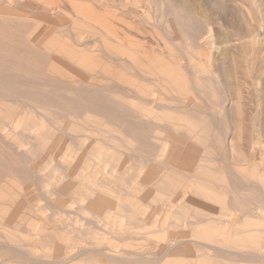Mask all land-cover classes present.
Segmentation results:
<instances>
[{
    "label": "bare ground",
    "instance_id": "1",
    "mask_svg": "<svg viewBox=\"0 0 264 264\" xmlns=\"http://www.w3.org/2000/svg\"><path fill=\"white\" fill-rule=\"evenodd\" d=\"M119 1L122 2L121 0H119ZM142 1L143 0H141V2ZM158 1L161 2V4L163 3V6H161V10H159L158 13H161V17H163V18H166V15H167L168 19H170V20L167 21V19H164V22L166 25H168V27L173 29L172 13H170V12L168 13V10L166 12L165 2H167V0H158ZM248 1L251 2L254 0H248ZM263 1L264 0H262V2ZM141 2H139L140 4L138 3L137 5L138 6L141 5ZM153 2H150V3L154 4ZM205 2H206V0H205ZM227 2H228V0H227ZM256 2H260V0H257ZM231 3L232 2H230L229 4H231ZM236 3H240V2L237 1ZM242 3L243 2H241V5H242ZM263 3H261V4L263 5ZM156 4H159V3H157V1H156ZM210 4H211V2H210ZM214 4H216V3H214ZM224 4H225V2H224ZM246 4L247 3H245V4L243 3V5L248 6V8H249L250 7L249 3H248V5H246ZM251 4H252V2H251ZM255 4H257V3H254V5ZM258 4H260V3H258ZM258 4H257V7L260 6ZM142 5H143V3H142ZM208 5H209V3H208ZM151 6H149V7L152 8L153 6L152 7ZM190 6H191L190 9H193L192 8L193 5H190ZM230 6H232V8H234L233 5H230ZM236 6L237 5H235V8H236ZM245 6H243V8ZM188 7H189V5H188ZM261 7L263 8L264 6H260V8ZM195 8H196V6H195ZM235 8L233 10L234 12H235ZM240 8L238 7V9H236V12H238ZM248 8H247V10H248ZM244 9H246V7ZM131 10H132V8H131ZM133 10H134V8H133ZM133 10L130 12L132 13ZM182 10L183 9H180L178 11L180 12ZM241 10H242V8H241ZM241 10H240V12H241ZM145 11H146V9H145ZM153 11H154V9H153ZM153 11H152V13H153ZM198 11L199 10L197 7L196 13ZM259 11H261V9H259ZM262 11H264V10H262ZM118 12L119 11H118V1L117 0H0V181H3V179L6 181V184L3 185V188H2V186L0 188V225L12 223V222H17V220H19V219H21V221H22L23 218L25 219L27 216L24 217L23 216L24 214L22 216H19V213H18L23 209L26 212L29 211L31 213V211H32L36 214V212H39L38 210L41 209L40 207L43 208V206H46L47 208H51L53 205H61L64 202L73 201V202L78 204V206L80 207L81 210H83L89 204V199H88L87 195L85 198H83V195L75 197V195H77L79 193L80 194L90 193V195H89L90 196V206L93 209L100 211L99 212L100 215L102 214L101 212H103L105 210H109V212L110 211L115 212V211L121 210L120 212H122V211L126 210L124 207L126 205H128L129 196L133 195L135 197V198L134 197L133 198L137 201V205H142V210H140L141 215L137 219L138 221L141 220L140 221L141 225L139 228L147 229L149 226H152V225L164 226L167 224V222L169 221L170 218H172L171 220H173L176 224H179V225L182 224V226H184L182 229L183 231L180 234L178 233V229H176L175 227H174L175 229L172 228L170 230L171 231L170 232L171 237H173L172 240L174 241V243L173 244L168 243L167 249L163 253L159 252V254L157 253V255H154L150 252L149 253H146V252L132 253V255L135 256V259L137 261H139L138 262L139 264H140V262L143 264H157L160 262L165 263V264H175V260L173 259L175 257V255H177V253H179L178 251L181 248H182L181 250L184 249L183 246H186L189 244H193V248H196L197 251H200L201 249L202 250L214 249L216 251V254H219V256L222 255V257L231 259L232 261L233 260H236V261L239 260V261H247L250 264H264V247H262L263 246L262 241L264 239V224H262V222H261V220H264V214L262 217H260L261 216L260 212H257L255 210H247V213H245L242 218H240L238 220L235 218L237 220V222L236 223L233 222L235 224L234 227L226 226L224 228L226 236L228 235V239L226 241V243L228 244L227 247L229 245H232L233 247L232 248L228 247L227 249H224L216 243L207 241V239H205V238H202V239L197 238V236L195 234H192V231H190V230H192V226L194 225V221L189 219V217L192 215V209H191V211H189L188 209L181 208L180 206H182L183 204H188L189 207L191 205H194L196 207L203 208L205 210H210V211L214 212L215 214L219 212L217 209L210 207V205L207 204L206 201L205 202L196 201L193 197L192 190H191L192 193L183 192V191L176 190V189L170 190L169 191L170 193L168 194V198L166 200L164 198L162 199L158 195L153 197V193L151 191L147 190L148 192H146V193L142 192V189L145 187V183L148 182V179L150 177H155V175L160 173L161 170L165 171V180L164 181H167L168 182L167 184H170L171 187H174V184H173L175 182L174 176L176 174H182V175L189 176L193 181V175H194L193 173H195L197 171V169L199 170V168H201L205 165V164H203L205 159H200V160H203V163L201 164V163H198V161L195 158L193 159V157H190V155H189V153L191 151V149H189L190 146L188 147L187 142H184L185 140H183V139H186V132H187L186 127H185V125L180 127L176 124L177 122H183L184 121L183 118L185 116V113H187V112L189 113V109H190L189 108L187 111L188 104H187V101L185 100L184 95L182 93L181 94L171 93V92H173L171 87L172 88L176 87V86H174L175 81H178V82L180 81L179 86H184L185 79L182 76H179L177 71L174 70L172 67V64H174V65L177 64V58H178V56L181 57V54H177V52H174V51H172V49H170L171 47H167L166 44L162 45V43H161L162 48H160L161 46H158V44H156L157 48L154 47L155 49L153 48L150 51H146L144 49H139L138 47L135 46L134 40L130 39V37L124 36V35L122 37L119 35L120 23H119L118 17L121 16V18H122L123 14L119 15ZM138 12H140V10ZM155 12L157 13V11H155ZM201 12L204 13V10ZM201 12H200V16L197 15L200 18H201ZM229 12L230 11H228V13ZM240 12H238L239 13L238 19L241 17ZM249 12H251V11H249ZM205 13H207V12H205ZM127 14H128V11H127ZM197 14H199V12ZM235 14H232V16H234ZM243 14L244 13L242 12V16H243ZM245 14H246V11H245ZM245 14H244V16H245ZM125 15H126V13H125ZM139 15L141 18V14H139ZM236 15H238V14H236ZM248 15H247V17L243 16V18H241L240 20H237L235 18L237 21L234 20V22L231 20L232 23L234 24V26H236V23L238 21L240 22L239 25L237 24V28L235 27L237 30H235L234 32H233L234 29H232L233 25H231L232 27L230 28V30L228 29L231 32V34L233 32L232 37L229 35L230 34L229 32H228L229 34H227L228 37L225 35L226 33L225 34L223 33V35L225 37L223 35H221L224 37L223 40L221 41L220 39L222 37H220L219 35L222 32L221 33L219 32L220 34L217 36V38L218 37H220V38L217 39L213 34L215 29L213 28L214 29L213 30V29L209 28V29H207V32H205L204 34L200 33V34H203V36H202L203 41L200 44L201 46H199V44H197V46H199L200 49H204V50H205V48H207L208 51L210 49L212 50L215 47L216 52H215V54H212L213 56L217 55L216 54L217 51L219 54L220 52H222V50L225 51L224 49L228 48L229 46L232 47V45L235 46L236 42H240L241 40H244V39L249 41L248 45L246 44L247 46H249V44H250V48H252V49L255 48L256 46L251 47L252 46L251 44L255 45L258 41H260L261 37L259 38L260 33L258 31L261 30L263 27L261 28V25H260L259 30L257 28L258 26L254 27L252 24L256 23L257 21L254 22V20H253V22H252L251 20H248L249 19ZM252 15L253 14L251 13L250 16H252ZM256 15H255V17H256ZM134 16H136V15H134ZM207 16L213 18L215 15L214 16L213 15L212 16H209V15L205 16L204 15V18ZM255 17H253V19ZM262 17H264V16H262ZM123 18H125V16ZM204 18L202 17L200 20H202V19L204 20ZM232 18H234V17H232ZM245 18H247V20L250 21V23L251 22L252 23L250 24L248 22L250 24V26L247 25L248 27L243 25L246 27V29H248V32H247L248 34H246L244 31V33H245V36H244L243 35L244 33H240V31L243 32V28H245V27L240 28L241 27L240 25L243 24L241 22L243 19L245 20L244 22H246ZM128 19H130V18L126 19L127 22H128ZM210 19H206V20H208V22H210ZM259 19H261V17H259ZM144 20L142 19V21H144ZM193 20H194V18L192 19V21ZM137 21H139V20H137ZM146 21H144V22L146 23ZM262 21L264 23V18L262 19ZM152 22H153V20H152ZM157 22H159V20H157ZM168 22H169V24H168ZM203 22H205V20ZM213 22L215 23V20H213ZM210 23H212V22H210ZM216 23L218 24V26L221 25V24L219 25L218 22H216ZM225 23L227 24L226 21H225ZM229 23H230V21H229ZM260 23H261V21H260ZM226 24H225V26H226ZM228 24L226 26L227 28H228ZM129 25L132 26V24H129ZM186 25H188V24H186ZM257 25H259L258 22H257ZM136 26H137V24H136ZM215 26L216 25H213V27H215ZM222 26H223V24H222ZM225 26L223 27V29L225 28ZM210 27H212L211 24H210ZM83 28H86L90 31L88 37H86V38H83L80 35H78V31L82 30ZM155 28H157V26ZM185 28L186 29H184V30H186L187 32H188L187 29L190 30V28H187V27H185ZM142 29H140V30H142ZM175 29H174V31H175ZM231 29H232V31H231ZM239 29H240V31H238ZM140 30H137V31H140ZM226 30L227 29L225 28L224 32ZM216 31L218 32L219 30H216ZM189 32L191 33V30ZM236 32H239V33H236ZM129 33H131V31ZM144 33H145V31H144ZM153 33H154V31H153ZM192 34L194 35L195 33H192ZM216 35H217V33H216ZM260 35L262 36V34H260ZM196 36H198V35H196ZM166 37H168V36H166ZM233 37L235 39H231ZM65 38H67V40H65ZM190 38H191V36H190ZM192 38H194V37H192ZM177 39H173L174 42H175V40L177 41ZM179 39H181V38H179ZM197 39H199V38H197ZM215 39H217V41ZM106 40L114 42L115 44H117L119 46L121 43L123 46H127L129 48V50H131L132 52L139 53L142 56L140 58H136L135 54L131 53V51L130 52H123L124 50H120V48L109 47L107 45ZM191 40H193V39H191ZM218 40H220V41H218ZM194 42H195V40H194ZM261 42L263 43V40L260 41V43ZM203 43H204V45L202 46ZM260 43H259L258 47L260 46ZM262 43H261V45H262ZM179 44H180V42L178 40V45ZM173 45L176 46L175 43ZM137 46H138V44H137ZM237 46L239 49V45H237ZM237 46L235 47V50L233 48V51L235 53L237 51H239V50H236ZM262 46L264 47V45H262ZM184 47H185V45H184ZM194 47L196 48V43H195ZM146 48H147V50L149 49L148 46ZM257 48L253 49L254 51H252V52L256 51L258 54H260L259 52H261L260 50L262 47H260L259 49H257ZM241 49H242L241 52L243 53V47H241ZM189 50H190V48H189ZM246 50L248 51L249 48ZM262 50H264V48H262ZM179 51H180V49H179ZM211 52L212 51H209L208 54H206L204 52L203 53L200 52L201 53L200 55H197L196 53H190V54L192 56H194L195 58L197 56L200 60L205 59V57L207 59H212L211 54H210ZM225 52H226L225 54H227V53L230 54L228 50ZM249 52L251 55L249 54ZM249 52H247L249 56H252V55L257 56L258 60L255 61L256 58H254L253 62L258 61V63L259 62L262 63L264 61V60L262 62L260 61L261 60L260 58L263 59L264 55L260 56V58H258V56H259L258 54H256V53L252 54L251 50ZM233 53L230 54V56H228V55L227 56L231 57L233 55ZM240 53H238V54L241 58L244 55H241L242 53L241 54ZM182 54L184 55L183 51H182ZM187 54L189 56L187 59V61H188L187 63L190 66L191 55L188 52H187ZM244 54H246V53H244ZM261 54H263V53H261ZM222 55H223V53L220 56H222ZM236 56H238V55H236ZM236 56L231 57V60H232V58H236ZM240 58L237 57V59H240ZM213 59H214V57H213ZM185 61H186V57H185ZM212 61L213 60L209 61V63ZM250 61H251V58L249 59V68L251 67ZM227 62L229 63L230 61L227 60ZM235 62H234V64H235ZM241 62L239 61L238 62L239 64L237 62L236 63L238 65H241L240 64ZM212 64H215L214 61L212 62ZM237 64H236V66L238 67ZM243 65L245 66V64H243ZM253 65H252V68H253ZM158 66L161 67L163 70V72L161 73L162 80L155 78L154 76H153V78H151V77L145 75L144 73H142V71H141V67H145L149 71L148 73L153 75L156 72V70H155L156 67H158ZM189 66H187V72H189L188 71ZM229 66L231 67V65H229ZM263 66H264L263 63H262V66L261 65L258 66V69H260V67H261L260 70L263 71L262 73H264ZM212 67H214V66L212 65ZM217 67H218V65H217ZM237 67H235V69H237ZM241 67L243 68V66H241ZM239 68H240V66H239ZM242 68H240V70ZM245 68L246 67H244L243 69H245ZM253 69H251V70H253ZM233 71H234V69H232V71L229 73H232ZM253 71H255V69ZM261 71L259 74H261ZM236 73H237V71L235 72V74L233 73L231 76L232 77L234 76V78H235ZM250 73H252V71ZM189 75H190V73H189ZM214 75H217V74H214ZM123 76L129 77L128 78L129 80L123 79L122 78ZM229 76H230V74H229ZM242 76H244V75H242ZM253 76L254 75H252V77H251V82L253 79L259 78V77L253 78ZM260 76H261V78H264V74H263V76H262V74ZM243 78H237L238 83L241 82L239 80L240 79L242 80ZM247 78L248 77H246V80H247ZM230 80H231V78H230ZM230 80H228V81L230 82ZM140 81H146V82L150 83L153 87L155 86L156 88H158L157 92H159L161 95L165 96L166 101L165 100L163 101L162 99H160L161 100L160 101L156 97L158 94H156V95L154 94L151 98L148 97V95L145 94L143 88H141L138 85ZM235 81H234V83H235ZM257 81H258L257 82V85H258L259 79H257ZM262 81L264 82V80H262ZM262 81H261V83L263 84ZM224 82H226V81H224ZM231 82H232V80H231ZM234 83L232 82L233 85H235ZM245 83H246V85L248 83L250 84V81L245 82ZM242 84H243V81H242ZM253 84H251V85L253 86V88H255ZM203 85H204V83L203 82L201 83L200 81L195 80L192 82V87H194L197 90H202ZM246 85L243 84L244 88H242V89H244V91H245ZM260 85H258V86H260ZM235 86H237V85H235ZM240 86L243 87L242 85H240ZM240 86L238 85V88ZM260 87H258V88H260ZM253 88H252V91L255 92L253 90ZM262 89L263 88H261V90ZM261 90H258L260 92L258 95H260L264 91V89H263V91H261ZM252 91H251V93L249 91L248 94L250 93V94H252V97H254ZM123 92H124V94H123ZM220 94H222V93H220ZM248 94L245 92V95H247V97L250 95V94L249 95ZM255 94L257 95V93H255ZM223 95H225V94H222V98H223ZM245 95H244V97H245ZM242 96H243V94H242ZM195 97H196V95H195ZM197 97H198V95H197ZM250 97H251V95H250ZM236 98H237V96H236ZM260 98L261 97H259V99ZM262 98H263V96H262ZM188 99H190V98H188ZM249 100H251L249 97L246 100L244 99L243 100L244 102H242V104L245 105V102L247 103ZM190 101L193 102L192 97H191ZM223 101L225 103V100H223ZM229 101L230 100H228V102ZM251 101H255V103L257 102L256 99L251 100ZM263 101H264V98H263ZM230 102H232V101H230ZM260 102H262V100ZM250 103H249V105H250ZM193 104L195 107L196 103H193ZM147 105L156 106V109H157V111L160 112V114L155 115V113H154V115H149V114L142 112V109H145L147 107ZM257 105H259L258 102H257ZM208 107H209V105H208ZM252 107H254V106H252ZM246 109H247V107L245 108V110ZM197 110H196V112H197ZM252 110L254 111L253 108H252ZM252 110L250 112H252ZM193 111H195V110L193 109ZM250 112H248L247 114L249 115ZM259 113H261V112H259ZM244 114L245 113H243V115ZM261 114H259V115L261 116ZM263 114H264V112H263ZM263 114H262V116H264ZM194 115H196V113H194ZM233 115H235V114H233ZM255 115H257V114H255ZM23 116H24V119L22 120L21 117H23ZM260 116H258L257 118H260ZM230 118H231V114H230ZM232 118L230 120H232ZM257 118H256V120H258ZM233 119H235V118H233ZM247 119L248 120L244 121V122L249 123L250 120H249V118H247ZM260 119H262V118H260ZM232 121L234 122L235 120H232ZM263 121H264V117H263ZM236 123H238V122H236ZM260 123H262V122H260ZM217 124H215V125H217ZM252 125H254V124H252ZM252 125H249V127H248L249 130L247 128V125H245V127L247 128L246 130L251 132L252 129L250 130V126H252ZM202 126L205 127V125H202ZM229 126H230V124H229ZM197 127H199V126H197ZM197 127L194 129H197ZM224 127H226V126H224ZM245 127H242V128H245ZM162 129L164 130V135H165L163 137L161 135ZM145 130H148V131L152 132L153 134L156 133L157 138L167 140L166 143L164 141L161 146H167L169 144L171 145V147H169L168 153L165 156L166 160H163V157H162V160H160L161 162L157 163L156 158L153 157V155H154V152H152L153 150L149 151V149L146 148V145H144L143 143H141V144L139 143L140 139L142 138V133ZM6 131L10 132V133L19 134L21 137L19 136L20 138H18L17 140L16 139H10L9 134ZM244 131H245V129H244ZM253 132L255 135V131H253ZM253 132H251V133H253ZM256 132L258 133L257 130H256ZM157 133H159L160 135ZM221 134L223 136V132ZM227 134H228V132H227ZM235 134L236 133H234V135ZM245 134L246 135L243 134V136H242L243 139H244V136H247L249 133L245 132ZM159 136H161V137H159ZM249 137L251 138L250 135H249ZM144 139H147V138L145 137ZM246 139H248V137ZM256 139H257V137H256ZM260 139H261V136H260ZM141 140H143V139H141ZM254 141H256V140H254ZM145 142L148 143L147 141H145ZM158 142H161V140H159ZM228 143H226V144H228ZM248 143L249 144L251 143L250 140ZM262 143H263V141H262ZM151 144H154V143H151ZM236 147H238V146L236 145ZM165 149H168V147L164 148V150ZM207 149H205V150H207ZM232 149H234L233 144H232ZM235 149L237 151V148H235ZM154 150H156L155 152L158 151L157 148ZM210 150H208V151H210ZM238 150H239V148H238ZM230 151H232V150H230ZM226 152L229 155V151H226ZM243 152H244V150H243ZM193 153H195V152H193ZM235 153L236 154L238 153L237 157L240 154V157L242 156V158H244L243 157L244 155L243 154L241 155L240 152H235ZM126 155H128L132 158H136V159L138 158L142 162H144V161L148 162V159L152 162L150 157H153V158H155L156 162L154 160L155 165L153 164L154 166L153 165L149 166L145 174L142 172V169L144 168V166H143V167H138L135 170V172L132 173L131 176H128L127 173L130 170H127ZM245 155H247V153ZM221 156L222 155H220V157ZM229 159H231V158H229ZM232 159H233V157H232ZM206 160H207V158H206ZM222 160L224 161L223 158H222ZM222 160H220V161H222ZM246 160L249 161L248 158H246ZM122 161L124 162V165L119 166L118 163L122 162ZM65 162L75 164L74 169H75V172H77V174L78 173L80 174L79 177L72 179V178H68L67 176H65L66 175L65 169H67L66 167H63V164H65ZM226 162H228V161H226ZM238 162H239V160H238ZM238 162L236 163L237 165H238ZM53 163H55V165H53ZM212 163H215V162H212ZM131 164H132V162H131ZM227 164L228 163H226V165ZM49 165L54 166V171H52V173H45L44 175H40L42 172H44L47 169V167ZM132 166H134V163L132 164ZM147 166H148V164H147ZM229 166H232V165H229ZM231 169H232V167H231ZM63 170H65V171H63ZM109 170H111L110 171L111 174L107 175ZM27 171L31 172V174H32L31 178L27 177ZM71 171L73 172L72 168H71ZM57 172H59V173L61 172V175L59 177H57V175H55V173H57ZM8 173L14 174V178H12V177L10 178V176H8L9 175ZM72 175H74V174H72ZM100 175H102V176H100ZM235 175H233V176H235ZM257 176H259V174L257 172L252 171L251 174L249 175V179L252 181H258V180L260 181V178L263 179V177H264L263 175H260V177L257 178ZM71 177H73V176H71ZM235 178H237V177L235 176ZM18 179H19V182H16V181H18ZM230 179H232V178H230ZM162 180H163V178H162ZM238 180L239 179L237 178V181ZM240 180H242V179L240 178ZM161 182H163V181H159V184H158L159 188L162 186ZM233 182H235V181H233ZM239 182H241V181H239ZM3 183H5V182L3 181ZM19 183H20V185H19ZM238 183H234V184H238ZM244 183L246 185V181ZM154 184H156V183H154ZM255 184H256V182H255ZM249 185H251V183L250 184L248 183V185H247L250 188ZM256 185H255V188H256ZM49 187H51V188H49ZM237 187H238V185H237ZM251 187H252V185H251ZM258 188H259V186H258ZM82 189H84V193H81ZM217 189L219 190L218 187H217ZM252 189H254V188L252 187ZM103 190H105V191H103ZM220 190H222V189L220 188ZM260 190H261V188H260ZM223 191L225 192V190H223ZM229 192H230V190H229ZM162 194H164V193H162ZM57 195H59L61 197V199H58V198L55 199L54 197ZM119 196H121V199H119ZM230 196L233 197L232 195H230ZM70 198H73V199L70 200ZM87 199H88V203H85V201H87ZM231 200L232 199H230V203H231ZM43 202H45V205L44 204L41 205ZM167 202L171 203L172 207L170 208L168 205V207H169L168 211L165 212L166 208H165L164 204ZM176 204L179 205L180 209H178V210L174 209L173 210V206ZM126 207H128V206H126ZM9 208H12L10 213H8ZM57 208H59V207H57ZM232 208H233V206H232ZM61 210H62V207H61ZM262 210H264V209H262ZM235 211H236V209H235ZM42 212H43V210H42ZM120 212L119 213L115 212V214L118 217H120V219L123 221L126 219V216ZM58 213L59 212H57V214ZM221 213H223V212H221ZM227 213H230V212H227ZM128 214H130V213H128ZM236 214H238V213H236ZM39 215H40V213L33 216V218L31 219V224H34L37 220H39L41 218L40 217L38 219ZM100 215L96 214V216H95L94 220H92V222L89 221V219L86 217L82 218L83 219V223H82L83 226L80 230L83 231L84 228L86 229V226H89L90 224H93L95 226L96 230H101L102 227L100 225V220L97 219V217L102 218V216H100ZM180 215L183 218L180 221H178L177 219ZM223 215H225V214H223ZM47 216H48V214H47ZM51 216H52V213H51ZM71 216H73V215H71ZM211 219L212 218H210V220ZM116 221H118V220H116ZM3 222H5V223H3ZM23 224L25 225V223H23ZM128 224H130V222ZM39 225H40V223H39ZM122 227H124V225ZM10 228H12V227L10 226ZM127 228H129V227L127 226ZM6 230H3V231H6ZM148 230H150V229H148ZM204 230L209 231V230H212V228L210 227L209 229L207 228ZM26 231H29V230L26 229L25 232ZM209 234H211V233H209ZM121 235H123V234H121ZM40 236H41V233L38 234L36 238H40V239L45 238L44 236H41V237ZM109 236H111V235L109 234ZM141 236L144 237V232H142V230L139 233H138V231L128 232L127 233V239H125V240L130 241L131 239L132 240L133 239H139ZM32 237H34V236H32ZM1 238L2 237L0 236V239ZM109 238H111V237H108V239ZM19 239H21V238H19ZM72 240H74V239H72ZM114 240H116V239H114ZM154 240H156V239H154ZM167 241H168V237H167ZM167 241H166V243H167ZM121 242H122V240H121ZM125 242H127V241H125ZM28 243H30V242H28ZM78 243H80V242H78ZM62 244H64V243H62ZM149 244H151V243H149ZM153 244H155V243H153ZM118 245H120V243ZM244 245H249V247L257 249V250L256 251L255 250L251 251V249L240 250V249L236 248V246H244ZM121 246H123V245H121ZM151 246H150V249H151ZM30 247L32 248L33 245H31ZM21 248H22V246H21ZM24 248H25V246H24ZM118 248H119V246H118ZM5 249H6V251L7 250L9 251L12 249L11 250L12 252L14 250L18 253H21V255L27 256L31 260V262H26L25 260L26 259L28 260V258L24 259L25 257H23V260H21V261H25L26 264L27 263H30V264H79L77 262H79L80 260L86 259L87 256H89L90 254H92V255L95 254V257L97 255V257L101 256V257H106L107 259L109 258L110 261L116 262V263H118V260L121 261L119 256L117 255V252L120 250L116 251L115 249L111 248L110 246H108L106 244H103L100 247L85 248L84 250L79 251V252H77V251L71 252L72 250H70V254H72V253L73 254L71 256H69L67 259L65 257L62 258V256H61V258H56V259L54 258L52 260L45 259L44 258L45 255H44V257L42 256V254H41V256H40V254L36 255V252H28L26 250H23V249L16 247L15 245L1 243L0 244V251L2 252V250H3V253H4ZM159 249H161V248H159ZM159 249H157V250L160 251ZM258 249H259V252H258ZM32 250H33V248H32ZM76 250H78V248H76ZM124 252H126V251H124ZM58 255L60 256L61 254L58 253ZM58 255H57V257H59ZM9 256H12V255H9ZM101 257H99V258L102 261L103 259ZM9 258H7V259L9 260ZM8 260H6V263ZM14 260H20V259H18V258L15 259V257H14ZM124 261L126 263L127 259H124ZM19 263H20V261H19ZM21 263H24V262H21ZM135 263H137V262H135ZM16 264H18V263H16ZM104 264H107V263H104ZM108 264H110V263H108Z\"/></svg>",
    "mask_w": 264,
    "mask_h": 264
},
{
    "label": "rangeland",
    "instance_id": "2",
    "mask_svg": "<svg viewBox=\"0 0 264 264\" xmlns=\"http://www.w3.org/2000/svg\"><path fill=\"white\" fill-rule=\"evenodd\" d=\"M117 1H118V11H119L118 14L119 15L123 14L122 15L123 17L125 16V18H123V17L121 18V16L118 17L119 23H120V25H119V35L120 36L123 37V35H124V36L130 37V39L134 40L135 46L138 47L139 49H144L146 51H150L154 47L157 48L156 44H158V46H161V43H162V45L166 44L167 47H171L170 49H172V51H174V52H177V54H181V57L178 56V58H177V64L178 65L177 64L176 65L172 64V67H173L174 70L177 71L179 76H182L185 79L184 86H179L180 85L179 84L180 81L179 82L175 81L174 82V86H176V87H174V86H173L174 88L171 87V89L173 90V92H171V93H174V94H181L182 93L184 95L185 100L187 101V104H188L187 111H188L189 108L190 109H189V113L188 112L185 113V116L183 118L184 121L183 122H177L176 124L178 126H180V127H182L183 125H185V127H186V130H187L186 139L187 140L186 139H183V140H185L184 142H187L188 147L190 146L189 147V149H191V151L189 153L190 157H193V159L195 158L198 161V163H201V164L203 163V160H200V159H205V161H206V162L204 161L203 164H205V165L203 167L199 168V170L197 169V171L195 173H193L194 174L193 175V181H192V179L189 176L182 175V174H176L174 176V181H175L173 183L174 187H171L170 184H167L168 183L167 181H164L165 180V171L161 170V172L158 173L157 175H155V177H150L151 179L150 178L148 179V182L145 183V187L142 189V192L146 193L148 191H151L153 193V197L158 195L162 199L164 198L165 200L168 198V194L170 193L169 191L173 190V189L180 190V191H183V192H189V193L193 192L192 194H193V197H194V199L196 201H198V202H205L206 201L207 204L210 205V207L217 209L220 213L218 212V213L215 214L214 212H212L210 210H205L203 208H199V207H196L194 205H191L189 207L188 204H183L182 206H180L181 208L188 209L189 211H191V209H192V215L189 217L190 220L194 221V225L192 226V230H190V231H192V234H195L197 236V238H201V239L205 238V239H207V241L216 243V244L220 245L224 249H227L228 247L232 248L233 247L232 245H229L227 247L228 244L226 243V241L228 239V235L226 236L224 228L226 226L234 227L235 224L233 222L236 223L238 219L242 218L244 216V214L247 213V210H255L257 212H260V215H261L260 217H262L263 214H264V210H262V209H264V199H263L264 198V196H263L264 195V177H263V179L260 178V181L259 180L258 181H252V180L249 179V175L251 174L252 171L257 172L259 174V176H257V178L260 177V175L264 176V165L262 163V157L263 156L261 154V153L264 154V123H263L264 122L263 121V117L264 116H262V114L264 112V104H263L264 103V101H263V98H264V91H263L264 82L262 80H264V78H261V76H260L261 74L263 76L264 73H262L263 71L260 70L261 67H260V69H258L259 65L262 66V63L264 65V61H263L264 60V56H263L264 55V50H262V48H264L262 46V45H264V39H263L264 38L263 37L264 36V30H263L264 29V25H263L264 23L262 21V19L264 18V17H262V16H264L263 15L264 11H262V10H264V7L260 8V6H264V3H263L264 1L262 2V0H260V2H256L257 0H254V1H251L252 2V4H251V2L248 1V0H246V1L245 0H242V1L241 0H234V1L233 0H228V2H227V0H224V1L223 0H210V1L206 0V2H205V0H167V2H165L166 12L168 10V13L169 12L172 13V16H173L172 17L173 18V29L168 27V25H166L165 22H164V19H167V21L170 20V19H168L167 15H166V18H163V17H161V13H158L159 10H161V6H163V3L161 4V2H159L158 0H143L142 2H141V0H136V1L135 0H121L122 2H120L119 0H117ZM156 1L160 5L156 4ZM237 1H239L240 3H236ZM139 2H141V5L143 3V5L142 6L141 5L138 6L137 4ZM148 2L149 3L153 2L155 5L150 3L152 6L154 5L152 7ZM210 2H211V4H210ZM224 2H225V4H224ZM230 2H232V3L229 4ZM241 2H243L244 4L247 3L246 5H248V3H249L250 7L248 8V6L243 5V3L241 5ZM253 2L257 3V4L260 3V4H258L260 6L257 7V4H255L256 5L255 6ZM208 3H209V5H208ZM214 3H216V4H214ZM261 3H263V5ZM188 5H189V7H188ZM190 5H193V7H192L193 9H190L191 8ZM230 5H233L234 8H235V5H237L236 8H235V12L233 11L234 8H232V6H230ZM149 6H151L152 8H150ZM195 6H196V8H195ZM243 6H245L246 9H244L245 7L243 8ZM130 7L132 8V10L134 8V10L132 12L133 14L130 12V11H132ZM197 7H198V10H199L198 11L199 14H197L198 12L196 13ZM238 7L239 8L241 7L242 10H243L242 11L241 8H240L239 11H238V12H240V10H241V12H240L241 13L240 14L241 17L239 19H238L239 13L236 12V9H238ZM247 8H248V10H247ZM145 9H146V11H145ZM153 9H154V11H153ZM180 9H183L184 11L182 10V11L179 12L178 10H180ZM259 9H261V11H259ZM139 10H140V12H138ZM200 10L201 11L204 10V13L201 12ZM127 11H128V14H127ZM152 11H153V13H152ZM155 11H157L158 14ZM228 11H230V12L228 13ZM245 11H246V14H245ZM249 11H251V12H249ZM124 12L126 13V15H125ZM200 12H201V18L202 17L204 18V15L205 16L206 15H209V16H212V15L214 16L215 15V16L213 18L207 16V17L204 18L205 22H203L204 20L203 19L200 20L201 18L199 17L200 16ZM205 12H207V13H205ZM242 12L245 14L246 17L249 14L248 15L249 19L248 20H251L252 22L254 20V22L257 21L259 23V25H257V22L252 24L254 27L258 26L257 27L258 30L260 29V25H261V28L263 27L261 30L258 31L260 34H262V36L259 34V38L261 37L260 41L263 40V43L261 42L262 45H261L260 41H258L256 43L257 45L256 44L255 45L251 44L252 45L251 47H253V46L255 47L256 46L255 48H253V49H256L258 47L259 43H260V46L257 49L262 47L261 50H260L261 52H259V53L260 54L263 53V54L260 55L256 51L252 52L254 50L252 48H250V44H249V46H247L249 41L245 40V39L241 40L240 42H236L235 41L236 42V43L234 42L235 46L232 45V47L229 46L228 48L224 49L225 51L228 50L229 53L232 54L234 52L233 48L235 50V47L237 45H239V49H238V46H237V49H236V50H239V51L236 52L237 54L234 52L235 53V54L233 53L234 56L232 55L231 57H235L236 55H238V56H236V58H232V60H231V57H228V56H230V54H228V53L225 54L226 52L223 51V50H222V52H220L221 54L223 53L222 56H220L221 55L220 53L218 54V51L216 53L217 55L213 56L212 54H215V52H216V48L215 47H214L215 49L213 48L212 50L211 49L209 50V51H212L210 53L212 59H207L205 57V59H201L200 60L197 56L195 58L194 56H192L190 54V53H196L197 55H200L203 52L206 53V54L209 53L207 48H205V50L199 48V46H201L200 44L203 41L202 36H203V34L205 32H207V29H209V28H211V29L214 28L215 29V30L213 29L214 30L213 34H214V36L216 38L222 32L219 35L220 37H222L220 39L221 41L225 37L223 35V33L224 34L226 33L225 35L227 37H228L227 34L230 33L229 35L232 37L233 36L232 35L233 32L235 30H237L236 29L237 28V24L238 25L240 24V22L238 21L239 23L237 22L236 26H234L232 21L234 22V20L237 21V20H240L241 18H243L244 14L242 16ZM235 13L238 14V15H236ZM251 13L253 14L252 16H250ZM139 14H141V18H140ZM232 14H235L236 16L235 15L232 16ZM134 15H136L137 17L134 16ZM197 15H199V16H197ZM255 15H256V17H255ZM232 17H234V18H232ZM253 17H255V18L253 19ZM259 17H261V19H259ZM127 18H130L132 21L130 19H128V22H127L126 21ZM193 18H194V20L192 21ZM142 19L143 20L145 19L144 21L147 20L146 23L144 21H142ZM206 19H210V22H212V23L208 22V20H206ZM245 19H246V22H244L245 21L244 19L241 21L243 24L240 25L241 26L240 28H243L245 26L248 27L252 23V22L250 23V21H248L247 18H245ZM137 20H139V21H137ZM152 20H153L154 23L152 22ZM157 20H159V22H157ZM213 20H215V23L213 22ZM225 21L227 22V24L230 21V23L228 24V28L226 27L227 24L225 23ZM260 21H261V23H260ZM216 22H218L219 25L220 24L221 25L218 26V24ZM209 23L211 24L212 27H210ZM224 23L226 24V26H225ZM129 24H132V26L129 25ZM136 24H137V26H136ZM168 24H169V22H168ZM186 24H188V25H186ZM222 24H223V26H222ZM213 25H216L217 27L216 26L213 27ZM231 25H233L234 28ZM243 25H245V26H243ZM156 26H157V28H155ZM224 26L227 29L226 30L227 32L226 31L224 32V30H225V28L223 29ZM185 27L190 28L191 33L189 32L190 31L189 29H187L188 32L186 30H184V29H186ZM231 27H232V29H234L232 34L229 31ZM246 27L243 28V32H241L240 29L238 31H240V33H244V31H245V33L248 34L247 33L248 29H246ZM140 29H142V30H140ZM150 29L151 30L153 29V30L151 31ZM174 29H175V31H174ZM232 29H231V31H232ZM137 30H140V31H137ZM216 30H219V31L217 32ZM128 31L129 32L131 31L132 34L129 33ZM144 31H145V33H144ZM153 31H154V33H153ZM89 32L90 31L88 29L83 28L82 30L78 31V35H80L83 38H86V37H88ZM192 33H195L198 36H196L195 34H194L195 35L194 36ZM200 33H203V34H200ZM216 33H217V35H216ZM236 33H239V32H236ZM245 33L243 34L244 36H245ZM221 35H223L224 37L221 36ZM166 36H168V37H166ZM190 36H191V38H190ZM192 37H194L195 39L192 38ZM220 37H218V38H220ZM179 38H181V39H179ZM197 38H199V39H197ZM173 39H177V41L175 40V42H174ZM191 39H193V40H191ZM217 39H215V40L217 41ZM231 39H235V38L233 37ZM65 40H67V38H65ZM178 40L180 42L179 45H178ZM194 40H195V42H194ZM220 40H218V41H220ZM106 42H107V45L109 47L120 48V50H124L123 52H130L131 51V50H129V48L127 46H123L121 43H120V46H119V45H117L114 42H111L109 40L108 41L106 40ZM136 43L138 44V46H137ZM174 43H175L176 46L173 45ZM195 43H196V48L194 47ZM197 44H199V46H197ZM184 45H185V47H184ZM203 45H204V43L202 44V46ZM147 46L149 48L148 50L146 48ZM240 46L243 47V53L241 52L242 49H241ZM160 48H162V46ZM178 48L180 49V51H179ZM189 48H190V50H189ZM248 48H249V50L247 51L246 49H248ZM250 50H251L252 54H255V53L258 54L259 55L258 58H260V56H263V59L262 58H260L261 60L259 59L261 62L262 61L263 62L262 63H260V62L258 63V61L255 62L256 60H258L257 56H255V55L249 56L247 52H249ZM182 51H183L184 55L182 54ZM187 52L191 55L190 66L187 63L188 62L187 59L189 57ZM131 53L135 54L136 58H140L142 56L141 54L136 53V52L134 53V52L131 51ZM238 53H240L241 55H244V56H242L240 58ZM244 53H246V54H244ZM249 54H250V52H249ZM185 57H186V61H185ZM213 57H214V59H213ZM237 57H239L240 59H237ZM250 58H251V61H250L251 62L250 63L251 67L249 68V59ZM254 58H256L255 61H254L255 63L253 62ZM211 60H213L215 64H212L213 61L209 63V61H211ZM227 60L230 61V62L228 63ZM235 61L237 63L239 61L240 62L242 61L240 63L241 65H238L239 63L237 64ZM234 62H235V64H234ZM242 63L245 64V66ZM211 64L214 67H212ZM216 64L218 65V67H217ZM236 64L238 65V67L236 66ZM229 65H231V67ZM252 65H253V68L255 69V71H253L254 69L252 68ZM187 66H189L188 67V71L189 72H187ZM239 66H240V68H242L241 66H243V68L246 67L247 69L245 68L246 69L245 70V69L242 68L240 70ZM235 67H237V69H235ZM263 68H264V66H263ZM232 69H234V71L232 73H229V72L232 71ZM251 69H253V70H251ZM155 70H156V72L155 73L153 72L154 74L152 75V74L148 73L149 71L145 67H141V71L145 75H147V76H149L151 78H153V76H154L155 78H158V79L162 80V78H161V73L163 72L162 68L158 66V67H156ZM250 70L252 71V73H250L251 72ZM236 71H237L238 74L236 73V77L234 78V76L232 77L231 75L233 73L235 74ZM260 71H261V74H259ZM189 73H190V75H189ZM214 74H217L218 76L214 75ZM229 74H230V76H229ZM242 75H244V76H242ZM252 75H254L253 78L254 77H259L257 79H259V83L261 85L259 83H258V85H260L261 87L257 85V82H258L257 79H253L252 78L253 80L251 82ZM125 77L126 76H123L122 78L123 79H128L129 78V77H126V78ZM246 77H248L247 80H246ZM230 78H231L233 83L236 80L234 84L237 85V86L232 84ZM237 78H243L244 80L240 79L239 81H241V82L238 83ZM195 80L196 81H200L201 83L202 82L204 83V85L202 86V90H197L194 87H192V82L195 81ZM228 80H230L231 83ZM224 81H226V82H224ZM242 81H243L244 85H246L245 82L250 81V84L248 83L246 85L247 87L245 86V91H244V89H242V88H244V86L242 84ZM261 81L263 82V84L261 83ZM251 84H253L256 89L253 88V86ZM138 85L141 88H143L145 94H147L148 97L151 98L154 94L155 95L158 94L156 97L159 100L162 99L163 101L164 100L166 101L165 96H163L159 92H157L158 88H156L155 86L153 87L150 83H148L146 81H140ZM238 85L239 86L242 85L243 87L240 86L238 88ZM258 87H260V88H258ZM252 88H253V90L255 92L252 91ZM261 88H263V89L261 90ZM258 90L263 91L260 94L261 96L258 95L260 93ZM249 91H250V93H251V91L253 92V96L255 98L252 97V94L249 93L251 95V97H250V95L248 94ZM245 92L249 95L248 97L251 100H255L256 99V101L259 103V105H257V102L255 103V101H251V100H249L247 103L245 102V105L242 104V102H244L243 101L244 99L245 100L248 99L247 95H245ZM220 93L225 94L226 96L223 95V98H222V94H220ZM255 93H257L258 96ZM123 94H124V92H123ZM242 94H243V96H242ZM195 95H196V97H195ZM197 95H198V97H197ZM244 95H245V97H244ZM236 96H237V98H236ZM262 96H263V98H262ZM187 97L190 98V99L192 97L193 102H191L190 99H188ZM259 97H261L262 99L261 98L259 99ZM223 100H225V103H224ZM228 100H230L232 102H230V101L228 102ZM261 100H262V102H260ZM193 103H196L195 104L196 108L194 107ZM249 103H250V105L251 104L252 105L250 106ZM208 105H209L210 108L208 107ZM245 106L247 107V109L249 111L247 109L245 110V108H246ZM252 106H254V107H252ZM252 108L254 109V111L252 110ZM193 109L195 111H193ZM196 110H197V112H196ZM251 110H252V112H250ZM142 112H144L146 114H149V115H154V113H155V115H159L160 114V112L157 111L156 106H154V105H147V107L145 109H142ZM248 112H250L249 115L247 114ZM259 112H261L262 114L259 113ZM194 113H196V115H194ZM243 113H245L244 114L245 116L243 115ZM230 114H231V118L232 117L235 118V119L232 118V120H235L234 122L232 120H230L231 119L230 118ZM233 114H235V115H233ZM255 114H257V115H255ZM259 114H261L262 117ZM258 116H260V118H262V119L257 118ZM21 118L23 120L24 116L21 117ZM247 118H249V120H250L249 123L248 122H244V121L248 120ZM256 118L258 120H256ZM236 122H238V123H236ZM260 122H262V123H260ZM215 124H217V125H215ZM229 124H230V126H229ZM252 124H254V125H252ZM202 125H205V127L202 126ZM245 125H247V128L249 127V125H252V126H250V130L252 129L251 132L255 131V135H254V132L251 133V132L248 131L249 128H248V130H246L247 128L245 127ZM197 126H199V127H197ZM224 126H226V127H224ZM196 127H197V129H194ZM242 127H245V128H242ZM252 127L253 128L255 127V128L253 129ZM244 129H245V131H244ZM256 130L258 131V133L256 132ZM161 131H162L161 132L162 137L165 136L164 135V130L162 129ZM220 132L221 133L223 132V136H222V134ZM227 132H228V134H227ZM245 132L246 133L248 132L249 134L247 136H244V139H243L242 136H243V134L246 135ZM7 133L9 134V138L10 139H16L17 140L18 138L21 137L19 134L10 133V132H7ZM234 133H236L237 135L236 134L234 135ZM157 134H159V133H157ZM249 135L251 136V138L249 137ZM260 136H261V139H260ZM145 137L147 139H144ZM159 137H161V136H159ZM247 137H248V139H246ZM256 137H257V139H256ZM141 139H143V140H141ZM141 139H140L139 143L140 144L143 143L144 145H146V148L149 149V151L153 150L152 151V152H154L153 157L156 158L157 163L161 162L160 160H162V157H163V160H166L165 156L168 153L169 147H171V145L170 144L167 145V146H161V145H162V143L164 141L166 143L167 140L157 138L156 137V133L153 134L152 132H150L148 130H145L142 133V138ZM159 140H161V142H158ZM249 140L251 142L250 144L248 143ZM254 140H256V141H254ZM145 141H147L148 143H146ZM262 141H263V143H262ZM151 143H154L155 145L151 144ZM226 143H228V144H226ZM232 144L234 145V149H232ZM236 145L238 147H236ZM163 147L164 148L168 147V149L164 150ZM156 148L158 149L157 152H155L156 150H154ZM235 148H237V151H236ZM238 148H239V150H238ZM241 148L244 150V152H243V150ZM205 149H207V150H205ZM208 150H210V151H208ZM230 150H232V151H230ZM192 151L195 152V153H193ZM226 151H229V155H228V153ZM235 152H240L241 155L242 154L244 155L243 156L244 158H242V156L240 157V154L237 157L238 153L236 154ZM246 153H247V155H245ZM217 155L219 157H220V155H222V156L219 158ZM153 157H150L152 162L149 159H148V162H145L144 160H143L144 162H142L138 158L136 159V158H132V157L126 155L127 170H130V171H128L127 175L131 176L132 173L135 172V170L138 167H143V166H144V168L142 169V172L145 174L149 166H152L153 164L155 165L156 160ZM232 157H233L234 160L232 159ZM206 158H207V160H206ZM222 158L224 159V161L222 160ZM229 158H231V159H229ZM246 158H248L249 161H247ZM154 160H155V162H154ZM220 160H222V161H220ZM238 160H239V162H238ZM226 161H228V162H226ZM131 162H132V164L134 163V166H132ZM212 162H215V163H212ZM237 162H238V165L236 164ZM226 163H228L229 165H232V166H229L228 164L226 165ZM118 164H119V166L120 165L123 166L124 162L122 161V162H119ZM147 164H148V166H147ZM53 165H55V163H53ZM53 165H49L47 167V169L44 172H42L40 175H44L45 173H52V171H54V166ZM74 165L75 164H71L69 162H65V164H63V167H66L68 169V170L65 169L66 170V175L65 176H67L68 178H72L73 179V178L79 177V175H80L79 173L77 174V172H75ZM231 167H232V169H231ZM71 168H72L73 172L71 171ZM65 170H63V171H65ZM110 171L111 170H109L107 175L111 174ZM8 174L7 175L10 176V178L11 177L14 178V174H11V173H8ZM72 174H74V175H72ZM55 175H57V177H59L61 175V172L60 173L57 172V173H55ZM233 175H235L239 180L237 181V178H235V176H233ZM71 176H73V177H71ZM100 176H102V175H100ZM27 177H29V178L32 177L31 172L27 171ZM162 178H163V180H162ZM230 178H232L233 180L230 179ZM240 178L242 180H240ZM3 181L5 183H3ZM3 181H0V188H1V186L3 188V185L6 184V181L4 179H3ZM159 181H163V182H161L162 186L160 188L158 186ZM233 181H235V182H233ZM239 181H241V182H239ZM243 181L244 182L246 181V185H245V183ZM16 182H19V179ZM255 182H256L257 185L255 184ZM154 183H156V184H154ZM234 183H238V184H234ZM248 183L249 184L251 183V185H252V187L254 189H252L251 185H249L250 186V188H249L247 186ZM239 184L241 186L242 185L243 186L241 187ZM19 185H20V183H19ZM237 185H238V187H237ZM255 185H256V188H255ZM258 186H259V188H258ZM217 187L219 188V190L217 189ZM49 188H51V187H49ZM220 188L222 190H220ZM260 188H261V190H260ZM191 190H192V192H191ZM223 190H225V192ZM229 190H230V192H229ZM103 191H105V190H103ZM81 193H84V189L81 190ZM162 193H164V194H162ZM80 195H83V198H85L86 195L88 196L89 204L86 206L87 209L85 208V209L81 210L80 207L78 206V204L73 202V201H70V202L68 201L69 203L68 202H64L61 205H53L51 208H47L46 206H43V208L42 207H40L41 209L39 208L40 209V210H38L39 212H36V214L40 213L38 219L40 217L41 218L39 220H37L34 224H31V219L36 214L34 212H32V211L30 213L27 210L29 212L28 213L24 209L21 210L20 212H18L19 216H22L23 214H24L23 215L24 217L27 216L25 219L23 218V220H22L23 222L21 221V219H19V220H17V222H12V223H7V224H3V225L1 224L0 225V230H1L0 231V236L2 237L0 239V242L1 243L15 245L16 247H18L20 249H23V250H26L28 252H36V255L40 254V256H41V254H42L43 257L45 255L44 258L48 259V260H52L54 258L55 259L56 258H61V256H62V258L65 257L67 259L69 256H71L73 254V253L70 254V250H72L71 252H74V251L79 252V251L84 250L85 248L100 247L101 245L106 244V245L110 246L111 248L115 249L116 251H118V250L121 251V252L120 251L117 252V255L119 256L121 261L118 260V263H116V262L110 261L109 258L107 259L106 257H101V256L97 257V255L95 257V254H93V255L90 254L89 256H87V258L85 257L86 259L80 260L77 263H79V264H82V263L83 264H104V263H107V264L108 263H110V264H137L139 261H137L135 259V256L132 255V253H136V252L149 253L150 252V253H152L154 255H157V253L159 254V252L163 253L164 251H166L168 243H172V244L174 243V241L172 240L173 237H171V233H170L171 231L170 230L175 227L176 229H178V233L179 234L183 231L182 229H183L184 226H182V224H180V225L176 224L173 220H171L172 218H170L169 221L167 222V224H166L167 226L166 225H164V226H162V225H159V226L152 225V226H149L147 229L139 228L140 225H141V222H140L141 220L138 221L137 219L141 215L140 210H142V205H137V201L134 199L135 197L133 195L129 196V202H128V205H126L128 207H126V206L124 207L126 210H124L122 212H120L121 210L115 211L116 213L120 212V213H122L123 215L126 216V219L123 220V221L113 211L109 212V210H105V211L101 212L102 214L100 215V213H99L100 211L95 210V209H93L90 206V196H89L90 193H86V194H80L79 193V194L75 195V197L76 196H80ZM230 195H232L233 197H231ZM54 198L55 199L56 198L61 199V197L59 195L55 196ZM73 198H70V200H72ZM88 199H87V201H85V203H88ZM119 199H121V196H119ZM230 199H232L231 203H230ZM43 204L45 205V202H43L41 205H43ZM168 205H169L170 208L172 207L171 203H169V202L165 203L164 204V206L166 208L165 212L168 211V208H169ZM60 206L62 207V210H61ZM232 206H233V208H232ZM57 207H59V208H57ZM234 208L236 209V211H235ZM174 209L175 210L180 209L179 205H177V204L174 205L173 206V210ZM11 210H12V208H9L8 213H10ZM42 210H43V212H42ZM57 212H59V213L57 214ZM221 212H223V213H221ZM227 212H230V213H227ZM51 213H52V216H51ZM128 213H130V214H128ZM236 213H238V214H236ZM47 214H48V216H47ZM96 214H99L100 216H102V218H98L97 217V219L100 220V225L102 227L101 230H96L95 226L93 224H90L89 226H86V229L84 228L83 231L80 230L82 228V226H83V224H82L83 223V219L82 218L86 217V218L89 219V221L92 222V220H94ZM223 214H225V215H223ZM71 215H73V216H71ZM182 218L183 217H181V215H180L177 220L180 221ZM210 218H212V219L210 220ZM116 220H118V221H116ZM129 222H130V224H128ZM261 222H262V224H264V220H261ZM3 223H5V222H3ZM23 223H25V225ZM39 223H40V225H39ZM123 225H124V227H122ZM10 226L12 228H10ZM127 226L129 228H127ZM210 227L212 228V230H209V231H205L204 230V229H207V228L209 229ZM24 229L25 230L27 229L29 231L25 232ZM148 229H150V230H148ZM3 230H6V231H3ZM141 230H142V232H144V237L141 236L139 239H133V240L131 239L130 241L125 240V239H127V233L128 232L138 231V233H139ZM40 233H41V236L45 237L44 239L36 238L37 235L40 234ZM120 233L123 234V235H121ZM209 233H211V234H209ZM109 234L111 236H109ZM32 236H34V237H32ZM108 237H111V238H109L110 240L108 239ZM167 237H168V241H167ZM19 238H21V239H19ZM72 239H74V240H72ZM114 239H116V240H114ZM154 239H156V240H154ZM121 240H122V242H121ZM165 240L167 241V243H166ZM125 241H127V242H125ZM28 242H30V243H28ZM78 242H80V243H78ZM148 242L151 243V244H149ZM62 243H64V244H62ZM119 243H120V245H118ZM153 243H155V244H153ZM31 245H33V247H32L33 250L30 247ZM121 245H123V246H121ZM262 245H263L262 247H264V239L262 241ZM21 246H22V248H21ZM24 246H25V248H24ZM118 246H119V248H118ZM150 246H151V249H150ZM76 248H78V250H76ZM159 248H161V249H159ZM183 248L184 249L181 250L182 249L181 248L178 251L179 253H177V255H175V257L173 258L175 260V264H218V263L219 264H250L247 261H239V260H237V261L233 260L232 261L231 259L222 257V255L219 256V254H216V251L214 249H211V250L210 249H204V250L201 249L200 251H197L196 248H193V244H189V245L183 246ZM236 248H238L240 250H245V249H251V251H254V250L256 251L257 250V249L249 247V245L236 246ZM157 249H159L160 251H158ZM11 250H9V251L7 250L6 251V249H5L6 252L4 251V253H3V250H2V252L0 251L1 252L0 253V263L2 262L1 264H3V263L4 264H16V263H18V264H26L25 261L26 262H31V260L27 256L21 255V253H18V252L14 251V250L12 252ZM124 251H126V252H124ZM258 252H259V249H258ZM58 253H60L61 255L59 256ZM9 255H12V256H9ZM57 255L59 257H57ZM14 257H15V259L18 258L20 260H14ZM23 257H25L24 259L28 258V260L26 259L25 261H21V260H23ZM99 257H101L103 260L101 261V259ZM7 258H9V260ZM5 259L8 260L7 263H6ZM124 259H127L126 263H125ZM19 261H20V263H19ZM21 262H24V263H21ZM135 262H137V263H135ZM27 264H30V263H27ZM140 264H143V263L140 262ZM157 264H165V263L160 262V263H157Z\"/></svg>",
    "mask_w": 264,
    "mask_h": 264
},
{
    "label": "crops",
    "instance_id": "3",
    "mask_svg": "<svg viewBox=\"0 0 264 264\" xmlns=\"http://www.w3.org/2000/svg\"><path fill=\"white\" fill-rule=\"evenodd\" d=\"M261 154L263 155V157H262V161H263V162H262V163L264 164V154H263V153H261Z\"/></svg>",
    "mask_w": 264,
    "mask_h": 264
}]
</instances>
